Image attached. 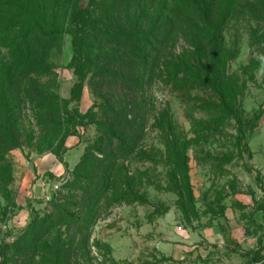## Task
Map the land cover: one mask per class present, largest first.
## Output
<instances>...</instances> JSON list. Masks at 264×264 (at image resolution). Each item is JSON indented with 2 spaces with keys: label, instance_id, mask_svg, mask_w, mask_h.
<instances>
[{
  "label": "rangeland",
  "instance_id": "obj_1",
  "mask_svg": "<svg viewBox=\"0 0 264 264\" xmlns=\"http://www.w3.org/2000/svg\"><path fill=\"white\" fill-rule=\"evenodd\" d=\"M7 1L0 0V13L17 8L14 0ZM91 2L104 14L94 12V28L77 50L65 33L48 56L49 75L5 87L1 96L6 111L0 114L1 264H40L39 256H32L33 245L24 251L27 245L20 243L31 238L27 231L52 210L56 196L65 194L85 155L101 158L98 146L105 152L107 128L100 123L107 110L100 96L115 105L127 102L126 84L118 75L122 57L112 52L105 57L110 43L102 37L104 24L113 29L121 16L110 17L109 1ZM96 29L100 36L94 37ZM223 37L237 52L227 64L238 83L237 119L220 124L200 110L206 90L177 91L155 77L142 88L139 84L133 101L143 100L147 114L136 149L123 163L139 200L111 204L103 212L76 264H264V224L234 200L252 184H262L257 165L264 161V125L256 157L249 142L264 124V25L231 20ZM2 42L0 69L18 55ZM184 45L179 39L176 52ZM76 51L77 57L103 54L79 77L72 63ZM172 143L185 148L187 188L172 180L167 148ZM226 204L233 205V214Z\"/></svg>",
  "mask_w": 264,
  "mask_h": 264
},
{
  "label": "trees",
  "instance_id": "obj_2",
  "mask_svg": "<svg viewBox=\"0 0 264 264\" xmlns=\"http://www.w3.org/2000/svg\"><path fill=\"white\" fill-rule=\"evenodd\" d=\"M107 1L113 8L110 17L118 19L120 15L121 23L118 19L119 24L113 29L104 24L102 37L110 43L105 57L110 52L122 57L118 75L126 84L127 102L125 106L115 105L100 96L107 110L100 123L107 128L105 152L98 146L96 151L101 158L92 153L85 155L73 170V181L64 186L65 194L56 196L52 210L30 226L27 234L31 238L20 243L27 248H16L19 255L33 245L32 256H39L40 264H76L78 253L86 250L90 230L103 212L111 204L139 200L135 182L128 178L123 164L136 149L147 114L143 100L137 104L133 101L139 84L142 88L155 77L177 91L206 90L200 110L214 116L220 124L224 119L236 120L239 89L227 64L237 52L224 41L223 31L231 20L264 25V0H103L101 6ZM14 2L15 11L0 13V41L18 54L11 64L0 69L2 115L6 113L1 98L5 87H17L24 80L49 75L48 56L54 44L60 46L65 33H69L74 51L77 50L84 34L94 28V12L104 14L97 6L91 7L90 0ZM95 31L97 37L100 29ZM179 39L185 45L176 52ZM19 53L25 55L21 57ZM101 54L77 57L76 51L72 57L76 74L83 77V71L91 62L97 64ZM110 61L108 65L113 67ZM33 96L42 99L40 94ZM53 110L56 112L57 107ZM105 140L99 143L103 145ZM167 148L172 159V180L187 188L185 148L176 143Z\"/></svg>",
  "mask_w": 264,
  "mask_h": 264
},
{
  "label": "crops",
  "instance_id": "obj_3",
  "mask_svg": "<svg viewBox=\"0 0 264 264\" xmlns=\"http://www.w3.org/2000/svg\"><path fill=\"white\" fill-rule=\"evenodd\" d=\"M263 123V121H262ZM261 122L258 125V128L256 129V131L252 134L251 138H250V142L249 144L254 145V148L256 147V139H258V137H260L261 132H263V125ZM264 139V138H263ZM263 139H261V141H263ZM250 150L253 152V154L256 157V153L255 151H259L258 148L252 149L250 147ZM259 155V153H258ZM261 156V155H260ZM261 160L260 157L257 158V162L259 163ZM257 163V164H258ZM254 168H256L254 166ZM258 168V169H257ZM257 171L259 173V177L260 179L262 178V184L261 182L259 183V186H256L255 184H252L248 190L245 193L241 192L239 195L242 196H238L236 198V195H233L234 200H236L238 202L239 206H242L243 209H246L247 211L250 210V212H252V220H254L257 224L262 225L264 224V161L261 162L260 164L257 165ZM262 172V173H261ZM261 187V188H259ZM258 205H262L261 208H256ZM226 210L229 213L234 212V207L233 205H228L226 204ZM238 219V218H237Z\"/></svg>",
  "mask_w": 264,
  "mask_h": 264
},
{
  "label": "built area",
  "instance_id": "obj_4",
  "mask_svg": "<svg viewBox=\"0 0 264 264\" xmlns=\"http://www.w3.org/2000/svg\"><path fill=\"white\" fill-rule=\"evenodd\" d=\"M1 264V263H0Z\"/></svg>",
  "mask_w": 264,
  "mask_h": 264
}]
</instances>
